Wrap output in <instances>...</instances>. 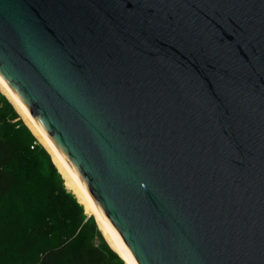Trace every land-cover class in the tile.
I'll return each instance as SVG.
<instances>
[{"label": "water", "instance_id": "water-1", "mask_svg": "<svg viewBox=\"0 0 264 264\" xmlns=\"http://www.w3.org/2000/svg\"><path fill=\"white\" fill-rule=\"evenodd\" d=\"M0 77L132 264H264V0H0Z\"/></svg>", "mask_w": 264, "mask_h": 264}, {"label": "rangeland", "instance_id": "rangeland-1", "mask_svg": "<svg viewBox=\"0 0 264 264\" xmlns=\"http://www.w3.org/2000/svg\"><path fill=\"white\" fill-rule=\"evenodd\" d=\"M11 107L28 126L14 103L0 88V119L6 117L5 122L13 125L19 118L10 110ZM19 129V135L26 136L23 128ZM29 129L36 139L30 146L34 156L29 168L20 169L14 188L0 198V264L39 263L41 255L58 244L63 234L75 233L80 229L89 230L90 227H86L85 222L90 217L94 218L101 229L94 209L87 213L85 205L76 198L87 217L83 220L79 209L61 193L59 187L61 182L65 187V177L48 146L31 127ZM41 148L44 149L42 152ZM49 162L53 164L56 172ZM111 247L116 251L112 245ZM118 255L122 258L119 253ZM123 261L126 263L124 259ZM103 264L118 262L114 257L105 255Z\"/></svg>", "mask_w": 264, "mask_h": 264}, {"label": "trees", "instance_id": "trees-1", "mask_svg": "<svg viewBox=\"0 0 264 264\" xmlns=\"http://www.w3.org/2000/svg\"><path fill=\"white\" fill-rule=\"evenodd\" d=\"M10 110L19 119L13 125L5 122L6 117L0 119V198L14 188L18 181L20 169L29 168V163L34 156L30 146L36 140L29 127L15 112V109L11 107ZM19 128H23L26 136L19 135ZM33 146L35 147V145ZM42 150L44 149L41 148L40 152ZM49 165L56 172L53 164L49 162ZM59 188L61 193L79 209L82 219L85 220L87 217L84 215V208L79 205L75 195L71 191L68 192V189L63 187L62 182ZM85 225L86 227L89 225V230L80 229L75 233L65 232L66 234L62 235V240L46 250L37 264H103L105 255L114 257L118 264H126L112 249L93 217L88 218Z\"/></svg>", "mask_w": 264, "mask_h": 264}, {"label": "bare ground", "instance_id": "bare-ground-1", "mask_svg": "<svg viewBox=\"0 0 264 264\" xmlns=\"http://www.w3.org/2000/svg\"><path fill=\"white\" fill-rule=\"evenodd\" d=\"M0 88L1 90L9 97V99L14 103L15 107L19 110L22 114L24 120L28 124L29 127L33 129V132L39 135L40 138L44 141V143L48 146L49 150L53 154L54 161L59 167V170L65 177V187L69 191H71L75 197L83 203L87 209V213L93 209L97 212V219L101 230L104 233L105 238L108 242L113 246V248L122 256V258L126 261L127 264H132L128 255L124 251L120 239L113 232L109 229L106 224L104 223L98 209L96 208L95 204L89 197L88 193L86 192L82 182L78 179V177L73 173V171L69 168V166L64 162V160L58 154L54 144L48 138L46 133L42 130L39 126L37 121L34 117L30 114V112L26 109L23 103L19 100L16 94L12 91V89L8 86V84L0 77ZM86 213V214H87Z\"/></svg>", "mask_w": 264, "mask_h": 264}]
</instances>
